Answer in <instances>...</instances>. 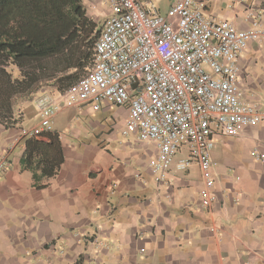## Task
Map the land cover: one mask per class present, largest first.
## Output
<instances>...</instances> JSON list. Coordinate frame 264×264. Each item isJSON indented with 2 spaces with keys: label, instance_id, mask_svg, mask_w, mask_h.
Returning a JSON list of instances; mask_svg holds the SVG:
<instances>
[{
  "label": "crops",
  "instance_id": "0c3cea01",
  "mask_svg": "<svg viewBox=\"0 0 264 264\" xmlns=\"http://www.w3.org/2000/svg\"><path fill=\"white\" fill-rule=\"evenodd\" d=\"M203 1L212 20L264 28V0ZM82 3L96 23L109 14L100 0ZM153 3L165 14L167 8ZM63 56L49 58L28 86L14 66L0 81L6 104L0 158L14 142L0 170V264H264V161L251 156L253 149L264 156V121L237 136H213L217 200L205 210L198 163L176 168L188 158L185 146L174 155L167 181L155 183L148 166L155 145L122 134L126 106H60L51 131L21 133L38 121L34 101L59 103L64 87L91 67L93 50H77L69 65L59 62ZM236 65L243 99L264 112V36L248 44Z\"/></svg>",
  "mask_w": 264,
  "mask_h": 264
},
{
  "label": "built area",
  "instance_id": "2783aa9c",
  "mask_svg": "<svg viewBox=\"0 0 264 264\" xmlns=\"http://www.w3.org/2000/svg\"><path fill=\"white\" fill-rule=\"evenodd\" d=\"M109 14L93 42L91 67L60 93L59 103H36L37 123L22 129L38 136L51 131L60 106L89 102L126 106L122 134L152 142L156 154L148 162L157 185L167 181L174 155L185 146L188 158L176 168L198 163L202 188L200 206L216 203L213 136H237L264 121V112L243 99L237 59L251 41L264 36L259 22L239 29L230 20L215 21L203 14V0H174L160 14L152 0H100ZM14 142L0 158V170ZM255 160L264 161L257 149Z\"/></svg>",
  "mask_w": 264,
  "mask_h": 264
},
{
  "label": "trees",
  "instance_id": "16d2710c",
  "mask_svg": "<svg viewBox=\"0 0 264 264\" xmlns=\"http://www.w3.org/2000/svg\"><path fill=\"white\" fill-rule=\"evenodd\" d=\"M98 31L82 0H0V81L10 78L6 68L14 66L22 75V87L33 84L40 77L35 70L48 66L49 58L63 52L59 62L69 65L73 53L92 47ZM72 74L57 80L61 84Z\"/></svg>",
  "mask_w": 264,
  "mask_h": 264
},
{
  "label": "rangeland",
  "instance_id": "374dc122",
  "mask_svg": "<svg viewBox=\"0 0 264 264\" xmlns=\"http://www.w3.org/2000/svg\"><path fill=\"white\" fill-rule=\"evenodd\" d=\"M153 1V0H152ZM156 5L159 7V9L163 12L167 8V4L171 2V0H154ZM98 27H100V21L97 23Z\"/></svg>",
  "mask_w": 264,
  "mask_h": 264
}]
</instances>
